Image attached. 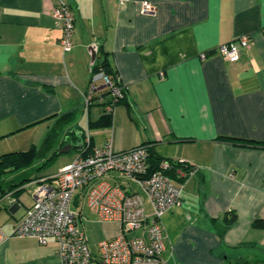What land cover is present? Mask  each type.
Returning a JSON list of instances; mask_svg holds the SVG:
<instances>
[{
	"label": "crops",
	"instance_id": "obj_1",
	"mask_svg": "<svg viewBox=\"0 0 264 264\" xmlns=\"http://www.w3.org/2000/svg\"><path fill=\"white\" fill-rule=\"evenodd\" d=\"M60 1L0 0V155L42 144L39 157L47 159L71 147L51 167L35 160L3 175L0 264H61L54 239L41 244L14 233L33 204L32 181L65 167L89 140L110 139L119 150L146 144L197 168L183 183L181 205L161 215L167 263L264 264V228L253 225L264 223V146L226 138L264 143V0H149L151 14L142 13V0H64L75 16L67 53L52 14ZM244 35L250 44L238 61L217 51ZM104 53L126 96L111 126L90 129L88 119L97 120L111 98L100 82L93 104L84 105ZM109 179L140 192L116 172ZM78 209L89 264H102L98 243L120 226ZM231 211L237 218L220 235L212 219L222 224ZM137 234L145 232L130 233Z\"/></svg>",
	"mask_w": 264,
	"mask_h": 264
},
{
	"label": "built area",
	"instance_id": "obj_2",
	"mask_svg": "<svg viewBox=\"0 0 264 264\" xmlns=\"http://www.w3.org/2000/svg\"><path fill=\"white\" fill-rule=\"evenodd\" d=\"M119 1L126 3L128 0ZM141 11L151 14L155 12V7L149 0H142ZM52 14L61 28L59 44L65 53L70 52L74 12L68 3L61 0ZM249 44L250 38L244 35L223 43L217 47V51L234 63L239 60L242 49ZM100 82L110 90L111 103L106 107V111H109L124 96V91L122 85L116 84L103 72L92 75L84 105L89 108L93 104ZM82 149L69 164L52 176L32 181L36 186L32 192L33 204L18 221L14 233L34 236L41 244H45L49 238L54 239L61 264H89L93 253L86 233L78 222L81 210L72 208V205L78 204L77 208L86 207L101 222H116L120 226L118 234L104 237L98 243L102 264H169L162 256L165 235L161 215L172 206L181 205L183 183L162 171L150 173L149 147L146 144L119 150L110 139L99 146L87 143ZM178 162L187 163L182 159ZM161 167L168 168V161H163ZM196 170L194 167L190 175ZM113 172L136 184L140 192L110 181ZM147 204L150 206L148 212ZM137 230H143L145 235H130ZM3 239L5 235L0 226V241Z\"/></svg>",
	"mask_w": 264,
	"mask_h": 264
},
{
	"label": "trees",
	"instance_id": "obj_3",
	"mask_svg": "<svg viewBox=\"0 0 264 264\" xmlns=\"http://www.w3.org/2000/svg\"><path fill=\"white\" fill-rule=\"evenodd\" d=\"M99 53L101 56L102 51H100ZM103 56H104L103 59L97 62L93 67L92 74H95V72H103L105 75L110 76L111 79H113L116 82V84L121 85V82L118 78V74L110 66L106 54L104 53ZM122 90L124 91V96L120 100H118L116 104L123 102L125 100L126 90L123 86H122ZM108 103H111V98L110 100H108ZM112 109L109 111H106L105 109L104 112L97 118V120H92L91 118H89L87 126H89L90 129L108 128L109 126H111L112 118H113ZM226 138L229 139L230 141H233L235 143H240L243 145L250 143L256 146H264L263 142L260 143L251 140L248 141L241 138H230V137H226ZM88 143L90 146H92L91 140H89ZM37 155H38V151L34 145H31L29 149L24 151L6 152V154L0 155V189H1V183L3 181L2 178L4 177L3 175H6L8 172L17 171L20 168L30 166L36 160ZM59 155L60 154L58 153V151L53 152V154L50 157H48L42 162L40 169L50 165L53 162V160L57 158ZM147 157L149 158L148 161H149L150 173H156L158 171H162L165 175L170 176L171 178L179 181L180 183L181 182L185 183L186 179L190 176V172L195 167L193 164L191 165L189 163H181V162L179 163L178 161H174L172 159H167L165 157H162L155 151L153 147H149ZM163 161H168L169 163L168 168L163 169L161 167V163ZM180 172H182V174H180ZM236 218H237L236 213L231 211L223 216L222 224L216 218H213L212 222L217 227L219 234L223 235L225 231L229 228L231 223H233L236 220ZM253 225L256 227L264 228V223L261 220H255L253 222Z\"/></svg>",
	"mask_w": 264,
	"mask_h": 264
},
{
	"label": "rangeland",
	"instance_id": "obj_4",
	"mask_svg": "<svg viewBox=\"0 0 264 264\" xmlns=\"http://www.w3.org/2000/svg\"><path fill=\"white\" fill-rule=\"evenodd\" d=\"M37 149H38V155H37V158H36V160L37 161H42L43 162V160H45L44 158H42V156L41 157H39L41 154H42V144L40 145L39 144V146L37 147ZM60 156H63V158L64 157H67L68 156V154H66V153H64V154H62V155H60ZM45 157H47V156H45ZM69 157V156H68ZM57 159H59V156L57 157V158H55L54 160H53V162L50 164V165H48L47 167H51V166H53V165H55L56 163L58 164L59 162V160H57ZM60 161H62V158H61V160ZM35 185H33V187H32V189H33V191H34V189H35ZM72 208H73V210H75V211H77L78 210V208L75 206V205H72Z\"/></svg>",
	"mask_w": 264,
	"mask_h": 264
},
{
	"label": "water",
	"instance_id": "obj_5",
	"mask_svg": "<svg viewBox=\"0 0 264 264\" xmlns=\"http://www.w3.org/2000/svg\"><path fill=\"white\" fill-rule=\"evenodd\" d=\"M71 151V147L66 145L64 147H62L61 149H59L58 153L59 154H64L65 152Z\"/></svg>",
	"mask_w": 264,
	"mask_h": 264
}]
</instances>
